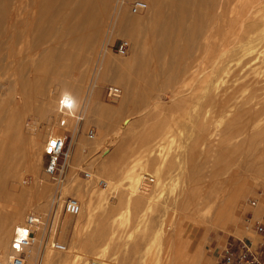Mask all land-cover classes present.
I'll list each match as a JSON object with an SVG mask.
<instances>
[{
    "label": "rangeland",
    "instance_id": "rangeland-1",
    "mask_svg": "<svg viewBox=\"0 0 264 264\" xmlns=\"http://www.w3.org/2000/svg\"><path fill=\"white\" fill-rule=\"evenodd\" d=\"M135 1L140 0H112L91 46L87 34L74 44H54V39L37 43L33 41L36 30L29 31V41L23 45L28 67L24 80L34 83V62L42 59L43 51L59 44V51L73 52L71 60L63 62L69 66L65 71L44 78V97H37L33 86L27 89L25 105L20 106L27 108L18 162L24 184L20 183L21 200L13 206L20 207L23 215L13 227L10 245L15 229L27 216L46 214L55 201L58 215L51 239L66 247L57 252L36 245L28 255L35 257L26 258V264H44L49 255L51 264H215L218 248L226 239L243 240L260 250L263 239L247 227V219L250 214L253 221L264 216V197L258 196L264 194V111L260 113L264 110V0H218L208 13L222 15L221 20H211L203 31L197 27L199 33L196 29L197 34L209 36L190 39V49L175 56L161 53L170 44L153 39L152 27L147 28L150 24L136 22L135 18L148 20L154 0H141L149 10L137 13L131 9ZM119 3L121 9L115 15ZM124 15L127 18H121ZM117 18L123 20L124 28L116 24ZM141 28L146 31L140 33ZM42 30H50L49 25ZM129 32L142 38L141 47L146 49L139 57L134 55ZM155 32L160 34L161 29ZM229 39L236 41V50L223 58L227 63L222 60L215 65L217 47ZM120 40L129 42L125 55L114 50ZM181 43L186 47L185 41ZM107 63L113 69L100 71ZM205 64L210 68L204 70ZM123 83H128L129 91ZM5 85H0L3 97L12 90ZM108 85L122 90L115 102L106 96ZM21 94L14 92L16 105ZM60 102L82 121L60 114ZM255 113L263 114V122L253 126L259 140L249 134L252 138L247 142L235 135L236 129L248 128L245 123ZM89 131L94 132L92 140L87 137ZM51 136H65L69 154L60 160L64 172L59 194L55 181L44 173L43 149ZM31 145L34 154L29 153ZM35 158L32 171L30 162ZM84 173L91 177L85 178ZM144 176L155 182L141 192ZM69 198L80 205L79 215L63 212ZM254 199L258 204L252 208ZM10 245L4 259L11 253Z\"/></svg>",
    "mask_w": 264,
    "mask_h": 264
},
{
    "label": "bare ground",
    "instance_id": "bare-ground-1",
    "mask_svg": "<svg viewBox=\"0 0 264 264\" xmlns=\"http://www.w3.org/2000/svg\"><path fill=\"white\" fill-rule=\"evenodd\" d=\"M217 1L218 0H168V2L165 3L163 2V0H154V2H152L153 4L151 3L152 9L150 8L151 10H149L148 9L149 6L147 4V9L145 10V11L149 10L148 12H150V16L147 18L148 20H143L144 18H141V19L135 18V19H137L136 21L138 22L137 24H141V25H143V23L145 25L150 24L147 28H150V26L152 27L153 29L152 31L149 29L148 30L151 31V33H153V37H154L153 39L155 40L158 39L162 41L166 40L169 42L170 44L169 46L162 47V50H161L162 54L168 53L170 55L173 54L175 56V54H177L178 52L182 50L183 51L185 50L187 52L190 49L189 47H191V42H188L190 39L192 40V39L201 37L203 40H205V38L209 36V34L206 35L204 32L197 34L196 29L198 30V33H199V29L197 27L202 28L201 31H203L204 26L207 25L208 22H211V20L215 18L217 19V17L219 19L222 18V15L211 16V14L208 13L210 12L209 9L210 8L212 9L214 5L217 3ZM231 1L232 0H230V2ZM111 2L112 0H0V83L3 84L4 82V84H6L5 86H9L12 89V90L10 89L11 90L10 94L4 93V97L0 95V264H6L8 261V258L11 253L8 254L6 259H4L5 258L4 255L9 250L11 233L13 231L14 225L21 219L23 215V212L20 210V207L19 209H17L16 206H13V203L16 202L17 200H21V197L23 194V188L21 184L22 183L24 184L23 182L24 180L21 181L20 179L21 175L19 173L18 162H19L20 157H22V147H20L22 137L24 135V132H23L24 128L22 127V121H24L23 113L25 112L27 108L22 109L20 108V106L25 105L24 97L28 100L29 92L27 93V89L28 88L33 89V86H34L38 90L37 92H35L36 96L44 97L43 93L45 94V91H46L45 88L47 87L46 81L44 80V78L47 77L49 74H52V77H53L57 75L58 72L65 71L69 66H64L63 62H65L67 59L71 60V56L73 55L72 51H68V52L64 50L59 51L57 46L59 44H62L63 42H66L67 44H72V43L74 44L75 41H78V42H80L81 40L83 41L82 37H85L86 34H87L86 38H88L90 46L91 44L93 45L95 43V38L98 33L97 31L98 26L103 21L104 13L108 10ZM120 7L121 5L119 3L117 5V9L115 8L117 11L115 15H118L117 13L121 9ZM203 8H205L206 11L201 10ZM220 9L222 10V7ZM219 12L221 13L220 10ZM120 15H122V13H120ZM123 17H125V15L121 16V18ZM125 18H127V16ZM251 19L253 22V18ZM117 20L119 19L117 18ZM113 21L115 20L113 19ZM124 21L127 22V19H124ZM122 23H123V20L121 19L119 20V22L116 21V24L119 25V27L123 26ZM128 23H133V21L132 22L128 21ZM46 25H49L50 30L43 31L42 28ZM129 26L127 24V29L129 28ZM133 26L135 27V24ZM245 26H241V29L242 27H245ZM188 27H191L190 30L188 29ZM56 28H58V30H56ZM137 28L138 27H135V29ZM185 28H187L188 30L186 29L187 31H185ZM85 29L86 31H88L87 29H89V32L84 31V34H83V30ZM141 29H138V31ZM158 29H161L160 34L155 32ZM258 29L256 27V30ZM35 30L37 31V38L33 41L37 43H43V42H49V39H54L55 41H53V43L54 44L59 43V44L54 47L51 46L48 50L46 49L45 51H43L41 53L42 59L38 63L34 62V68L36 72V82L34 83L32 81L27 82L26 80H24L25 71L28 67H26V64H25L23 45L25 42L29 41V31L33 32ZM183 30L186 33L183 34L182 32ZM143 31H146V30L142 29V31L141 32L139 31V32L142 33ZM126 34H128V32H125V35ZM129 34H130L129 37H131V39L134 41V46H135L134 55L136 57H139L143 54V52L146 49L145 47H141L142 38L137 36L135 33L133 34V32H129ZM213 37H216V35ZM233 40L231 41V39H229L228 40L229 42L227 41L228 43H226V45H224L220 49L219 47L216 46L219 50L217 49L218 54L213 53L215 55H218V57L216 58L217 60H214V62H216L215 65H217L219 62H222V60L224 62L225 60L223 58L228 57L231 53H233L234 49L236 50V48H234L235 45L233 46V44H235L236 41L232 43ZM181 41H185L184 44H186V47L185 45L183 47L180 46L182 44ZM250 46L251 45H249V47ZM212 52L213 51H211V55L213 56ZM235 55H237V52ZM205 65H206V68L204 67V70L208 68L207 65L209 66V64H205ZM98 66H100V63L98 64ZM104 67H106L107 72L113 69L107 63V64H104L102 68H100V71L104 72L105 70ZM237 71L240 72V70H237ZM3 78L5 81H3ZM230 80L231 79H229L228 82H230ZM126 84L128 85V83H125V84L123 83V85H125L126 87L125 89L129 91L130 89L128 88ZM2 87H4V85H2ZM134 88H131V89L133 90ZM17 91L21 92L22 96H17L18 102L16 105L14 103L16 99L14 92H17ZM263 111L264 110L262 109L260 113H262ZM260 113L257 115L255 113L256 116H254V118L250 120L246 119L247 123H245V126L248 124L250 128L246 127L244 130H242V126H241L236 129L235 135L241 138L245 137L244 140H246L247 142H251L249 140L252 137L256 139L257 136L259 135L256 134V131H255L256 128L253 126L257 123L260 124L261 122H263V118H262L263 114H260ZM246 120H244V122ZM127 124H124L123 127L127 126ZM249 134H251L252 137L249 136ZM51 137H55V136H51ZM257 140L259 139H256V141ZM28 150H29V153L34 154L32 145L28 147ZM36 162H37V158H35V160L34 159L31 160L30 162L31 170L32 168H34V164ZM247 168H248V165H247ZM32 171H34V169ZM62 191H63V188H62ZM216 220H218V218ZM30 253L32 252L30 251L29 254ZM28 257L29 259H32L35 256L31 254L30 256H27V259ZM25 261H28V260H25ZM51 262H52V257L49 255L45 258L44 264H51Z\"/></svg>",
    "mask_w": 264,
    "mask_h": 264
},
{
    "label": "built area",
    "instance_id": "built-area-1",
    "mask_svg": "<svg viewBox=\"0 0 264 264\" xmlns=\"http://www.w3.org/2000/svg\"><path fill=\"white\" fill-rule=\"evenodd\" d=\"M131 9L134 13L147 9V3L144 1L133 2ZM129 49V42L126 40H120L114 47L115 52L118 55H125ZM106 96L110 102L117 101L121 96V88L116 85H108L105 88ZM59 113L62 115H68L71 118H75L77 121H82L80 116L72 113L69 106L60 102ZM61 126L65 125V121L60 122ZM88 139L94 138V132L89 131L87 134ZM46 163L44 166V173L51 177L58 188L57 194H59V187L63 184V172L64 163H60V160L64 158V161L69 157L68 150L66 148V138L61 137H49L43 149ZM85 178H89L91 175L84 173ZM153 178L144 176L139 191L144 192L145 186L153 183ZM99 184H104L100 181ZM258 196L264 197L262 192L258 193ZM59 202V197L56 199V203ZM258 204V200L254 199L250 201V206L255 208ZM53 207L50 211L44 215H29L25 218L21 227L16 228L11 239V254L6 264H26V258L29 252L34 246H41L43 248L49 247L57 252H64L66 247L62 244L51 239V233L54 226V220L57 214V208ZM62 210L65 214L70 216H77L81 212L80 205L74 199H67L64 201ZM254 215L250 214L247 219V227L251 228L255 234L262 237V244L260 250L252 247L248 242L243 240H229L226 239L224 244L218 248V256L215 264H264V216L262 220L253 221ZM39 236V237H38Z\"/></svg>",
    "mask_w": 264,
    "mask_h": 264
},
{
    "label": "crops",
    "instance_id": "crops-1",
    "mask_svg": "<svg viewBox=\"0 0 264 264\" xmlns=\"http://www.w3.org/2000/svg\"><path fill=\"white\" fill-rule=\"evenodd\" d=\"M91 103H92V105H93V107H94V105H95V103H96L95 97H94L93 102H91ZM111 154H112V153H111ZM111 154H110V155H111ZM110 155H109V156H110ZM115 155H116V154H115ZM115 155H114V156H115ZM114 156H111L109 159H111V158L114 157Z\"/></svg>",
    "mask_w": 264,
    "mask_h": 264
},
{
    "label": "clouds",
    "instance_id": "clouds-1",
    "mask_svg": "<svg viewBox=\"0 0 264 264\" xmlns=\"http://www.w3.org/2000/svg\"><path fill=\"white\" fill-rule=\"evenodd\" d=\"M67 96V94H65Z\"/></svg>",
    "mask_w": 264,
    "mask_h": 264
}]
</instances>
